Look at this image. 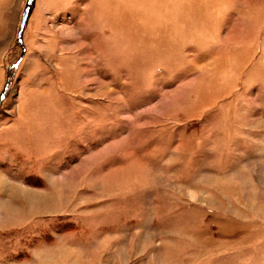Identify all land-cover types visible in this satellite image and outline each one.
Segmentation results:
<instances>
[{"label": "rangeland", "instance_id": "1", "mask_svg": "<svg viewBox=\"0 0 264 264\" xmlns=\"http://www.w3.org/2000/svg\"><path fill=\"white\" fill-rule=\"evenodd\" d=\"M26 1L0 0V264H264V0H33L21 54Z\"/></svg>", "mask_w": 264, "mask_h": 264}, {"label": "crops", "instance_id": "2", "mask_svg": "<svg viewBox=\"0 0 264 264\" xmlns=\"http://www.w3.org/2000/svg\"><path fill=\"white\" fill-rule=\"evenodd\" d=\"M6 199L7 200L5 202L11 203V202L19 201L20 198H18L15 194H12L10 192L7 195V198ZM20 201H22V199ZM0 203H2V202L0 201ZM9 210L11 211L12 209L10 207L8 208V206L7 207H2L1 204H0V231H6V230L12 228L13 227V224L18 221V219H16L14 221L12 220L13 221L12 222V221H9L8 218H5V217H4L3 220L1 219V217H2L1 215L4 213V215L6 216L7 213L9 212ZM29 215H30L29 217H32L31 216L32 215L31 213Z\"/></svg>", "mask_w": 264, "mask_h": 264}, {"label": "water", "instance_id": "3", "mask_svg": "<svg viewBox=\"0 0 264 264\" xmlns=\"http://www.w3.org/2000/svg\"><path fill=\"white\" fill-rule=\"evenodd\" d=\"M32 2L33 0H27L26 1V4H25V7H24V11H23V15L21 17V20H20V24H19V28H18V32H17V40L18 42L22 45V36H21V33L23 31V28L25 26V23H26V20H27V17H28V14H29V10H30V7L32 5ZM24 47L22 45V53L24 52ZM3 94H4V91L3 93L0 95V99L3 97Z\"/></svg>", "mask_w": 264, "mask_h": 264}]
</instances>
